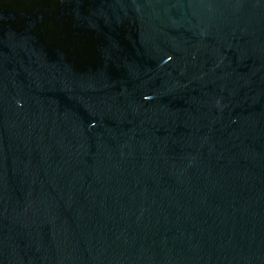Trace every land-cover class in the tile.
Wrapping results in <instances>:
<instances>
[{
  "label": "water",
  "instance_id": "water-1",
  "mask_svg": "<svg viewBox=\"0 0 264 264\" xmlns=\"http://www.w3.org/2000/svg\"><path fill=\"white\" fill-rule=\"evenodd\" d=\"M0 0V264H264V0Z\"/></svg>",
  "mask_w": 264,
  "mask_h": 264
},
{
  "label": "flooded vegetation",
  "instance_id": "flooded-vegetation-1",
  "mask_svg": "<svg viewBox=\"0 0 264 264\" xmlns=\"http://www.w3.org/2000/svg\"><path fill=\"white\" fill-rule=\"evenodd\" d=\"M2 3L7 10L27 11L30 12L34 9V4L25 2L23 0H2Z\"/></svg>",
  "mask_w": 264,
  "mask_h": 264
}]
</instances>
